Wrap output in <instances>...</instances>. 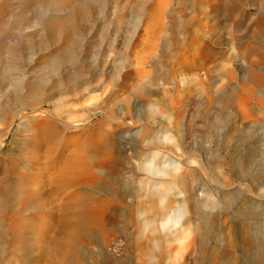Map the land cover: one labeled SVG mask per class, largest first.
I'll list each match as a JSON object with an SVG mask.
<instances>
[{
	"label": "rangeland",
	"instance_id": "obj_1",
	"mask_svg": "<svg viewBox=\"0 0 264 264\" xmlns=\"http://www.w3.org/2000/svg\"><path fill=\"white\" fill-rule=\"evenodd\" d=\"M67 1L50 10L62 17L53 28L12 18L0 27V264H264L241 247L239 230L243 219L254 226L240 209L264 205V188L239 179L234 162L252 151V169L264 170V0ZM22 2L0 0L6 16ZM69 8L75 32L65 27ZM27 16L39 19L33 5ZM20 28L33 41L12 56L6 42ZM43 120L55 126L36 149L44 139L26 129ZM91 132L106 134L109 147L68 184L65 166ZM33 151L49 164L35 167ZM153 153L164 174L148 171ZM186 169L212 200H230L200 207L208 234L185 185L169 184ZM22 186L43 193L34 207H20ZM169 209L176 221L163 226Z\"/></svg>",
	"mask_w": 264,
	"mask_h": 264
},
{
	"label": "bare ground",
	"instance_id": "obj_2",
	"mask_svg": "<svg viewBox=\"0 0 264 264\" xmlns=\"http://www.w3.org/2000/svg\"><path fill=\"white\" fill-rule=\"evenodd\" d=\"M63 2L64 3H62L61 0H47V1L45 0V2L43 0H23L22 7H21L20 12L19 13L16 12V13H13V14H9L7 16H6L7 13H4V10L2 8V5L0 4V27L5 26V23H8L7 20L9 18L10 19L12 18L13 21H14V23H23V24H26V22L29 23V26L28 27H35V26H39L40 27L41 26V28H53L54 25L58 21H60L62 17L59 16V15H57V14H55V12H52L50 10H55V11L56 10H59V11L60 10H63L64 6L68 5V1L67 0H64ZM31 5H33L34 6V9L37 11V15H39V19L37 17H35V16H34V18L33 17L30 18V17L27 16V12H28V10H29V8H30ZM68 10L70 12L69 11L68 12H65L66 15H64V16H66L67 21H68V23L67 22L66 23L64 22L65 23V27L70 32H73V31L75 32L76 25L74 23H72V20H69L70 17H71L70 15L72 14L71 13L72 10L70 8ZM49 12H52V13H49ZM18 18L19 19H22V20L21 21H18ZM31 22L33 24H31ZM25 31L23 29H21V28L18 29V33L15 36L17 38V40L10 39V40H8L6 42V43H10L11 48L9 50V53L12 56L13 55L14 56L16 55L15 48L19 44H22L24 42H32L33 41L32 34L31 35L28 34L26 36V35L23 34V32H25ZM9 41H11V42H9ZM0 50L2 51V49H0ZM79 77H80V73L77 76V78H79ZM40 88H42L41 87V84H38V89H40ZM18 91H20V90H18ZM37 92H38V90H37ZM30 94H31V92H30ZM12 95L14 96V98H17V101H18V98L20 97V96H18V92L13 91L12 92ZM6 100H8V99H6ZM17 106H21V109L22 110L24 109V108H22L23 105L21 103H18ZM6 107H7L6 101H0V113L4 112L5 109H6ZM44 120H43V122L42 121L41 122L38 121V122H34L32 124H29L27 126V129H26V130H30L31 129L32 134H33V137H32L33 139H36V138H39V137H41V138L43 137V139H44L43 142L45 144L43 142L36 143V147H35L36 149H38L37 147L40 146V144H41V147L44 146V145H48L47 144V134H49V130L50 129L51 130L54 129V126H55V125L50 124V122H45ZM13 121H14V116L8 122L7 128L12 125ZM38 124H40V125H38ZM78 125H80V124H78ZM96 132H91L87 137H84V139L82 140L83 144L82 145L79 144V146L76 148V156L70 162H68L66 164V166H65L66 171H64V173H63L64 174V178L67 179V180H65L66 183L71 184L73 182H76V180L80 182L82 180V177L80 178V175H83V174L86 175V173L88 172L89 168L92 167V165H94V163H93L94 161L93 160H89L90 158H88V157H92L93 154H95V153L98 154L100 152H103V150H107L108 149V147H109L108 145L110 143V138L106 134H101L100 135V134H98ZM6 135H7V132H3V136L6 137ZM246 135H247V132H244V133H242L241 136H246ZM20 141H22V140H20ZM22 149H23V147H22ZM13 150H14V148H13ZM249 154L250 155L241 156V157L236 156L235 159H234V162H235L236 167L237 168L238 167L240 168V173H239L238 177L241 180L249 181L254 186L253 187L254 189L260 190L261 188H264V180H262V178H264V170H262V171H257V170L254 171L252 169V165H253V152L251 151ZM42 156L46 157L47 160L49 159V153H47V152H46V154L43 153ZM156 156H157L156 153H153L152 154V158L149 161L148 171H150L154 175H157L159 173L164 174V170L161 168L160 162H154V157H156ZM32 157L34 159V162L31 160L33 162L32 164L35 163L34 164L35 167L38 166V168L42 169V167H44L43 166V163L44 162L43 163L42 162L39 163V159L41 158V156L40 155H37L36 154V151H33ZM21 158H22V156L18 154V156L16 158H14L13 163H11L15 170L16 169H20V166L22 165L21 164V162H22ZM203 161L205 162L204 159H203ZM49 162L50 161L46 162V164L48 165ZM217 162L218 161H216V163ZM193 164H194V161L189 160V161H187V164L186 165H188V167L190 168V167L193 166ZM213 166H214V164H213ZM18 171H20V170H18ZM22 172H24V171H22ZM18 176L19 177H23L24 174H18ZM196 178H197V176L192 174L191 169H186V171H185L184 174L177 175V177H174V181H172L169 184L172 187L173 186H177L178 184L185 185V187H186V193H187V198H188L189 202H191V205L197 207V211L199 213V214H197V215H199V223L198 224H200L202 226V229L204 230V232L206 234H208L212 230L211 221H210L209 217L205 213L202 212V210L200 209V207L208 208L209 205L210 206L211 205H216L219 202L228 203L230 200L228 199L227 195H225V194H223V195L221 194L222 196L220 198L215 199V200H212L211 199V195H210V194H212L211 192L209 193L208 191H206L205 189H203L202 186L200 188H196L195 187ZM31 183H32V181H31ZM66 183L64 181H62L61 182V185L66 184ZM19 190H20V192L23 191L25 193L24 201L21 202V205L22 206H20L21 208H25V209L26 208H29V207H34L35 206V201L38 199V197L40 195L43 194L41 192H34L33 190H31V188H29L27 186H22L21 189L19 188ZM19 190H18V188L16 189L17 194L19 193ZM198 190L201 192L200 194H199ZM3 191H4V188L0 191L1 194L3 193ZM161 191H163V190H161ZM4 192H6V190ZM258 196H259V192H258ZM79 199L81 201H86L87 200V196L85 194H80L79 195ZM89 200H93V198H89ZM160 200H161V198H160ZM0 201L1 202L3 201L2 195H0ZM105 201H106V199L102 200L103 203H105ZM0 207H2V204L0 205ZM176 210L177 209L172 210V211L170 209L169 210H166V211L163 210V214H162V217H163L162 218L163 226L164 225H167L170 222H174L175 223V221H176V215H175L176 214ZM240 215L243 218H245V217L252 218L253 221H254V226L253 227L249 226L248 222L245 219H243L241 221V223L239 225L240 238H241L240 239L241 247L245 251L251 252L256 257L255 259L258 262L262 263V262H264V205H262V204L260 205L259 203L255 202V201L245 202L244 205L240 209ZM201 226H200V228H201ZM14 232H17L18 234L20 233L19 229L17 231H14ZM6 235H7L6 234V230L3 228V224L0 221V250L2 249L3 244L6 241ZM198 236L200 237L199 239H201V244H202L201 245V250H203V251H201V252L204 253V247H205L204 246L205 245L204 244L205 243L204 240L205 239L202 236V234H200ZM18 239H19V244L21 246H24L23 239L25 241L26 238L25 237H19ZM57 254L59 255V253H57ZM213 255L214 256L216 255V257L218 258L219 262H221L223 260V257H225V255L219 254L217 252H213ZM251 257H253V256L251 255ZM21 259H23V258L21 257ZM67 262L68 261L66 260V263Z\"/></svg>",
	"mask_w": 264,
	"mask_h": 264
}]
</instances>
